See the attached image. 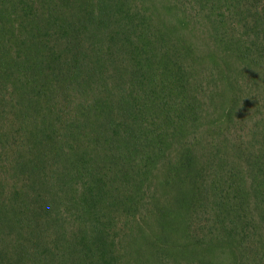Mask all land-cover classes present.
<instances>
[{"label": "trees", "instance_id": "trees-1", "mask_svg": "<svg viewBox=\"0 0 264 264\" xmlns=\"http://www.w3.org/2000/svg\"><path fill=\"white\" fill-rule=\"evenodd\" d=\"M0 264H264V0H0Z\"/></svg>", "mask_w": 264, "mask_h": 264}]
</instances>
